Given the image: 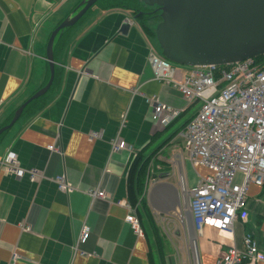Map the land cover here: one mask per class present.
Here are the masks:
<instances>
[{
    "label": "crops",
    "instance_id": "1",
    "mask_svg": "<svg viewBox=\"0 0 264 264\" xmlns=\"http://www.w3.org/2000/svg\"><path fill=\"white\" fill-rule=\"evenodd\" d=\"M79 1L0 0V127L49 75L48 37ZM87 15L88 22L83 17L57 51L58 78L44 107L21 114L0 138V162L10 152L23 172L0 164V264H194L193 252L198 264H215L228 247L243 248L245 233L264 251V184L249 183L247 216L233 222L230 235L208 226L196 231L186 188L208 170L191 165L178 134L197 102L153 79L147 56L157 53L155 37L128 9L95 4ZM124 22L126 33L120 31ZM188 71L176 67L178 77ZM146 96L181 112L163 126L151 119ZM94 131L100 136L90 139ZM115 138L126 146L111 151ZM137 152L149 157L143 198L163 246L145 220L141 235L124 220L126 174ZM30 169L37 170V179L29 177ZM59 175L72 190L57 188ZM93 188L106 198H91L87 190ZM84 224L90 231L79 248L87 255L73 254ZM240 264L264 261L246 258Z\"/></svg>",
    "mask_w": 264,
    "mask_h": 264
},
{
    "label": "built area",
    "instance_id": "2",
    "mask_svg": "<svg viewBox=\"0 0 264 264\" xmlns=\"http://www.w3.org/2000/svg\"><path fill=\"white\" fill-rule=\"evenodd\" d=\"M147 62L154 80L171 84L188 103L198 104L178 134L191 165H202L208 170L207 174L198 175L194 186L186 188L194 227L198 232L208 226L230 235L233 222L247 216L249 183L264 184V61L248 57L228 65L188 67V73L181 77L177 76L176 67L158 53L149 51ZM156 97L146 96L144 100L151 106V119L166 126L181 111ZM99 136L100 132L90 133V139ZM125 146L123 140L115 138L110 147L116 151ZM47 147L54 149L53 145ZM0 164L8 172L23 173L10 152ZM26 172L31 179H37V170ZM237 174H241L240 181H236ZM179 180L184 189L181 176ZM54 181L59 190H72L64 176H56ZM87 193L91 198H106L99 188ZM128 210L124 220L135 234L141 235L136 208L128 204ZM89 231L85 224L81 226L72 245L73 254L87 255L79 245L86 241ZM242 242L243 248L228 247L215 264H240L246 258L264 261V251L258 249L250 234L245 233ZM15 256L12 253V258ZM193 256L194 264H198L194 252Z\"/></svg>",
    "mask_w": 264,
    "mask_h": 264
},
{
    "label": "water",
    "instance_id": "3",
    "mask_svg": "<svg viewBox=\"0 0 264 264\" xmlns=\"http://www.w3.org/2000/svg\"><path fill=\"white\" fill-rule=\"evenodd\" d=\"M96 1L80 0L72 13L53 28L45 45L49 69L46 83L22 101L8 124L0 127V133L19 118L29 102L48 91L54 78V38L61 29L74 25ZM139 1L146 6H157L160 20L155 25V39L161 56L172 64L228 65L264 55V0ZM127 28L124 22L120 31L126 33Z\"/></svg>",
    "mask_w": 264,
    "mask_h": 264
},
{
    "label": "trees",
    "instance_id": "4",
    "mask_svg": "<svg viewBox=\"0 0 264 264\" xmlns=\"http://www.w3.org/2000/svg\"><path fill=\"white\" fill-rule=\"evenodd\" d=\"M98 4L102 9L120 7L128 9L132 15H135L139 12L137 17L135 18L142 30L148 34L149 36L155 37L154 29L156 23L160 20L159 10H153L152 8L147 7L139 0H97L93 5ZM93 5L88 8V10L84 13V15L72 26L61 29L59 33L56 35L53 41V61H54V78L49 87L48 91L42 96L32 100L29 102L23 109L22 113H32L33 111H38L44 107L46 102L44 101L45 96L51 90V88L56 84L58 78V71L55 67V63L57 60V51H60L65 44L66 38L68 37V32L72 30L75 25H77L82 18L89 12V10L93 7ZM153 20V26L148 25V21ZM61 21V20H60ZM59 21V23H60ZM155 22V23H154ZM58 23V24H59ZM259 61H264V55H260L256 57ZM48 75L46 79L43 81L41 86H43L47 81ZM40 86V87H41ZM39 87V88H40ZM38 89V88H37ZM36 89V90H37ZM35 90V91H36ZM33 93V92H32ZM12 114L8 116V118L2 123V125L7 124L11 119ZM1 125V126H2ZM4 134V131L0 133V138ZM149 157H146L143 153L137 152L128 167L126 174V193H127V202L130 206L136 208L137 217L139 221L142 219L146 221L150 230L156 236V239L162 245V238L158 232V229L153 221V217L149 212V209L144 201L143 192L145 188V179H146V170L147 163Z\"/></svg>",
    "mask_w": 264,
    "mask_h": 264
},
{
    "label": "rangeland",
    "instance_id": "5",
    "mask_svg": "<svg viewBox=\"0 0 264 264\" xmlns=\"http://www.w3.org/2000/svg\"><path fill=\"white\" fill-rule=\"evenodd\" d=\"M88 16H89V15H87V14L84 16V22H88V18H87ZM151 23L153 24L152 21H151ZM153 41H154V42H153V46H154L155 50L157 51V53H158L159 55H161V54H160V48L158 47L156 40L153 39ZM173 65H174L175 67H177V68H184V67H185V66L183 67L182 65H177V64H173ZM166 240H167V248H168V247H171L169 237H167Z\"/></svg>",
    "mask_w": 264,
    "mask_h": 264
},
{
    "label": "flooded vegetation",
    "instance_id": "6",
    "mask_svg": "<svg viewBox=\"0 0 264 264\" xmlns=\"http://www.w3.org/2000/svg\"><path fill=\"white\" fill-rule=\"evenodd\" d=\"M148 7V6H147ZM149 8H152L153 10H157V6L153 5V6H149Z\"/></svg>",
    "mask_w": 264,
    "mask_h": 264
}]
</instances>
